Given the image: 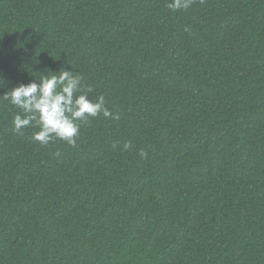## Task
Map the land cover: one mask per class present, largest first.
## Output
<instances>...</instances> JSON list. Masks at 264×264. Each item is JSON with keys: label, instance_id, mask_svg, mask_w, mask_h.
Returning <instances> with one entry per match:
<instances>
[{"label": "trees", "instance_id": "16d2710c", "mask_svg": "<svg viewBox=\"0 0 264 264\" xmlns=\"http://www.w3.org/2000/svg\"><path fill=\"white\" fill-rule=\"evenodd\" d=\"M165 4L0 0V95L63 67L119 115L42 145L0 100V264H264V0Z\"/></svg>", "mask_w": 264, "mask_h": 264}, {"label": "clouds", "instance_id": "9594fccd", "mask_svg": "<svg viewBox=\"0 0 264 264\" xmlns=\"http://www.w3.org/2000/svg\"><path fill=\"white\" fill-rule=\"evenodd\" d=\"M193 2L166 0L165 6L176 12L187 10ZM82 81L83 77L79 73L62 67L59 71L41 73L29 83H20L0 95V100L8 101L20 110L13 117V130L19 132L22 128L33 126L38 131L33 133L32 139L40 144L46 145L58 138L75 147L80 127L77 121H85L88 117L100 114L105 118L119 119L118 114L106 107L103 95L95 101L87 97L91 88ZM82 88L85 91L82 92ZM130 146V143H126L123 147L127 149Z\"/></svg>", "mask_w": 264, "mask_h": 264}]
</instances>
